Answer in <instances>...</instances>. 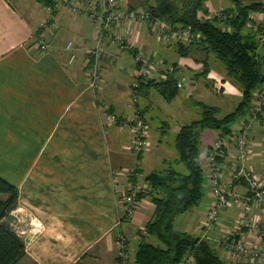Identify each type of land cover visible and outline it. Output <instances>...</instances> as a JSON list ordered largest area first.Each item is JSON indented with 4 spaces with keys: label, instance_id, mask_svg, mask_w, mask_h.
I'll return each instance as SVG.
<instances>
[{
    "label": "crops",
    "instance_id": "crops-1",
    "mask_svg": "<svg viewBox=\"0 0 264 264\" xmlns=\"http://www.w3.org/2000/svg\"><path fill=\"white\" fill-rule=\"evenodd\" d=\"M139 1L142 2L126 0L132 8ZM235 1L264 4V0H205V12L210 16L213 11L227 10ZM200 17H205L204 13ZM251 18L264 25V12H253ZM137 25L133 24L124 37L142 49L144 42L134 33ZM163 36L165 42L172 39L175 44L174 38ZM39 41L48 46L44 53ZM68 41L73 42L76 54L71 63L64 48ZM96 44L86 15L71 13L58 0H50L48 5L37 0H0V175L17 189L13 221L16 224L19 221L26 254L37 264H85L84 260H88L87 264H97L100 256L91 252L97 243L108 253L106 264H115L119 234L127 237L130 253L134 255L136 231L153 212L147 195L149 185L144 181L145 174L157 171H146L150 159L166 164L169 154L174 156L171 163L183 165L177 161L175 134L181 126L199 118L187 123L182 121L181 125L176 121L171 129L174 137L169 140V125L165 121L159 123L165 111H155L151 103L153 91L161 95L146 85L138 91L139 83L133 100L132 52L120 50L108 33L99 42V84L91 86L88 72L93 61L86 51ZM259 51L261 54L262 50ZM150 54L156 56L153 52ZM178 57L170 64L158 59L161 67L153 77L159 81L166 77L168 70H175L176 84L182 81V86L176 85L177 94L171 101L176 99L184 82L196 86L197 78L203 77L207 92L202 97L216 105L198 100V107L200 102L215 106L219 113V108L228 109L232 103V108L225 113L228 114L240 102V89L212 53L206 58V73H203V53L197 52L196 60L191 56ZM262 88L264 83L255 90ZM252 100L251 96L247 112L230 125V133L203 130L199 142L203 196L196 206L179 214L174 223L175 229L179 227L186 232L199 229L200 239H205L202 235L206 232L210 238L205 240L227 262L241 260L230 251L217 249L214 237L233 228L241 215L252 222L264 221V212L252 199L242 173L241 178H230L229 162L236 154L233 134L244 121H249V156L244 166L238 164L235 170L251 171L261 181L264 191V115L251 120ZM218 113L217 117L225 115ZM109 114L116 121H111ZM136 117L146 128L147 148L139 153L130 148ZM148 138L153 139L151 149ZM215 140L224 146L218 164L225 184L231 181L232 197L209 226L204 223L212 203L210 169L205 155ZM143 186L148 187L146 193L140 191ZM137 194L145 196L139 199ZM127 196H132L135 204L129 205ZM238 239L245 243L260 240L246 227L236 236Z\"/></svg>",
    "mask_w": 264,
    "mask_h": 264
},
{
    "label": "trees",
    "instance_id": "trees-1",
    "mask_svg": "<svg viewBox=\"0 0 264 264\" xmlns=\"http://www.w3.org/2000/svg\"><path fill=\"white\" fill-rule=\"evenodd\" d=\"M37 1L43 5L50 2ZM142 2L146 10L163 20L169 27L186 30L191 34L188 41H175L176 52L181 57L191 56L195 60L197 52L203 53V73L208 71L206 58L209 53H213L222 63L226 75L236 82L241 91V100L222 117H217V107L200 102L199 118L181 126L174 137L177 161L183 164L186 172L167 167L144 175V181L149 185L147 195L153 205V212L150 219L136 232L138 241L133 255L134 263L177 264L182 256L189 252L193 255L194 264H256L243 261L227 262L207 240L175 229L174 223L179 214L196 206L203 196L199 150L203 130L214 129L220 134L230 133V125L249 109L253 91L264 83V52L258 54L261 51L257 49L255 34L249 31L246 24L251 19V13L264 12V4H242L235 1L233 7L224 10L228 16L223 22H219L216 17L207 16L205 0ZM127 5L131 7L130 4ZM202 13L205 15L203 18L200 17ZM174 75V69L168 70L164 79H147L140 83L137 90L146 85L154 88L165 100L171 101L177 94ZM0 194L5 196L0 198V264H18L27 257L25 244L6 222L17 205L18 194L15 186L1 176ZM144 196L137 194L139 199Z\"/></svg>",
    "mask_w": 264,
    "mask_h": 264
},
{
    "label": "built area",
    "instance_id": "built-area-1",
    "mask_svg": "<svg viewBox=\"0 0 264 264\" xmlns=\"http://www.w3.org/2000/svg\"><path fill=\"white\" fill-rule=\"evenodd\" d=\"M68 11L73 14L84 13L92 24L95 39L97 44L89 48L86 53L88 58L92 59L93 66L89 69L88 76L91 86L99 84L100 80V66L98 63L99 42L101 38L108 33L112 40L116 43L120 50L132 52V59L134 65V84H133V100L136 99V87L139 83L145 82L147 79H153L155 74L161 67V63L153 54L144 53L141 48L131 45L127 42L124 34L130 33L133 24H145L154 31L169 35L176 40H189L191 35L186 30L174 29L169 27L163 20L155 17L151 12L144 9L132 8L127 5L126 0H58ZM234 15V13L232 14ZM216 17L219 22H223L228 16L224 11H213L210 17ZM249 31L255 34L258 44L257 49L264 51V25L248 20L246 22ZM261 29V30H260ZM47 45L43 41H39V48L42 51L47 50ZM65 50L68 54V62L75 60V48L72 41H68L65 45ZM177 87L182 86V81L177 82ZM252 116L251 120L258 119V115H264V88L254 90L252 93ZM107 109V106H102ZM111 121H116V117L112 114L108 115ZM133 129V138L130 148L134 153L143 152L147 148L146 128L143 123L138 120ZM251 123L249 121L243 122L240 129L233 134V143L236 149L235 156L229 162L232 168L230 172L231 180L241 178L246 179L248 191L252 194L257 204L264 212V191L261 181L249 170H235L238 164L241 166L245 164L249 156V139L248 131ZM224 153V146L220 140L212 142L206 152V159L210 169L209 187L212 203L210 209L206 213L205 225L214 223L225 206L229 204L231 193V181L227 185L222 180V170L218 164V159ZM242 173V176H239ZM148 187L141 188L142 193H146ZM126 202L129 205L135 204L132 196H127ZM204 225V226H205ZM249 228L256 233L260 240L258 242L245 243L243 239L236 240V236L242 228ZM144 233V231H143ZM264 221L252 222L247 219L245 215L237 218L236 224L233 228L228 230L225 234L219 237H214V246L217 249H224L236 254L241 261L254 263L256 261H264ZM203 238L209 239L210 236L205 232ZM117 250L115 256V264H134V256L131 255L128 245V240L125 236L119 235L116 241ZM177 264H194L193 255L187 252L179 260Z\"/></svg>",
    "mask_w": 264,
    "mask_h": 264
},
{
    "label": "rangeland",
    "instance_id": "rangeland-1",
    "mask_svg": "<svg viewBox=\"0 0 264 264\" xmlns=\"http://www.w3.org/2000/svg\"><path fill=\"white\" fill-rule=\"evenodd\" d=\"M182 2L185 3L184 1H182ZM177 3L178 2H176V4ZM133 8L145 9V5L143 4V2L139 1V5L135 4L133 6ZM134 29H135L134 33L138 34L137 39L144 42V43H142V51L144 53L153 52L156 54V56L160 60H166L167 62H169V64H170V62L176 61L179 58L177 53H175L176 52L175 51V44H173L171 42L172 39L171 40L168 39V41L165 42L164 36L162 34H158L159 31H154V30L150 31L145 24H138L137 26L134 27ZM173 40L176 41V39H173ZM43 53H44V51H43ZM217 62H220V61L218 60ZM132 63H133V59H132ZM220 64H221V62H220ZM176 75L178 76V74H176ZM230 80L232 81V78H230ZM204 82H205V79L203 77L197 78L196 86L192 85L189 81L184 82L183 88H179V90H178L179 92H178V96L176 97V99L174 101L169 102V103L166 102L155 91H153V101L151 103L154 107V110L155 111L164 110L165 113L168 114V115H166L165 113H163L164 117H162L160 115L159 123H161V121H163V122L165 121L169 125L168 126V132H167V135H168L167 138L169 140L173 139V137H174V134L171 132V129L175 126L176 121H178L177 125H179V124L181 125L182 121H185L187 123V122L194 120V119L199 117L200 108L197 106L196 101L201 100L207 104L216 105L215 103L209 102L208 100H206L202 97L204 92H207V90L205 89V86L203 84ZM228 105H229L228 109H227V107L224 109L219 108V113H218L219 116H222L223 114H225L233 106L232 103H229ZM152 131H154V128H152ZM148 139H149L148 148L151 149L153 146V139L152 138H148ZM166 158H168L167 163L161 164V162H158L157 159H154L152 157L150 159V162H149L150 163L149 168H147V169L145 168L146 171H148L150 169L160 170V169H164L165 167L171 166L177 171H180L183 173L186 172V169L183 167V165H181L179 163H171L170 162L174 159V156L172 157V156H169V154H168L166 156ZM9 183H11V182H9ZM17 194H18V192H17ZM3 197H5V196L0 194V198H3ZM17 198H18V196H17ZM13 211H11V213H10L11 218L10 219L8 218L7 220L6 219L5 220L12 227V229L17 233V235H19L21 237V233H20L21 228L19 226V221L17 222V224L14 223V221H13V217H14ZM177 230L185 231V229L182 230L179 227H177ZM188 233H190L193 237H197L198 235L201 234V231L199 229H195V230H192ZM119 235H122V234H119ZM118 236H117V238H118ZM123 236H125V235H123ZM117 238H116V241H117ZM116 250H117V244L115 245V256H116ZM91 252L96 253L97 256H100V259L97 260V264H106L105 261L108 257V253L105 252L102 244L97 243V245H94L93 248L91 249ZM84 262H85V264H87L88 260H84ZM18 264H37V263L32 261L27 256L26 258L22 259ZM94 264H96V262H94Z\"/></svg>",
    "mask_w": 264,
    "mask_h": 264
}]
</instances>
